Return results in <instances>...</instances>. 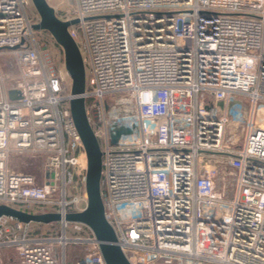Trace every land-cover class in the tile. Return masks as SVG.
Segmentation results:
<instances>
[{"label":"built area","instance_id":"1","mask_svg":"<svg viewBox=\"0 0 264 264\" xmlns=\"http://www.w3.org/2000/svg\"><path fill=\"white\" fill-rule=\"evenodd\" d=\"M31 3L0 0V54L14 53L20 70L11 85L0 74V205L62 220L1 217L0 264H61L55 243L85 245L77 264H106L93 231L65 220L87 207V158L63 50L57 74ZM74 3L63 20L79 21L69 31L86 68L105 218L125 256L131 264H264V0ZM120 128L130 133L114 140ZM17 156L42 159L41 180L15 171ZM216 159L233 168L228 195L215 190Z\"/></svg>","mask_w":264,"mask_h":264},{"label":"water","instance_id":"2","mask_svg":"<svg viewBox=\"0 0 264 264\" xmlns=\"http://www.w3.org/2000/svg\"><path fill=\"white\" fill-rule=\"evenodd\" d=\"M39 15V22L34 25L37 31L49 33L56 44L63 50L66 70L72 79L70 107L76 127L81 136L87 158L86 189L88 204L84 211L66 215L68 222L82 223L88 226L94 233L99 244L101 254L106 264H131L125 256L114 228L105 218V209L102 198V152L99 142L89 123L86 111V68L77 42L72 37L69 28L78 24L77 19L62 20L56 10L47 0H31ZM12 100L18 99L19 92L10 91ZM223 107V102H220ZM116 140L122 134L130 133L129 130L120 128L117 130ZM10 216L25 223L50 224L62 220V216L56 213L29 214L7 205H0V218ZM83 258L80 262H83Z\"/></svg>","mask_w":264,"mask_h":264},{"label":"rangeland","instance_id":"3","mask_svg":"<svg viewBox=\"0 0 264 264\" xmlns=\"http://www.w3.org/2000/svg\"><path fill=\"white\" fill-rule=\"evenodd\" d=\"M48 3L55 8L59 18L66 19L67 17L73 16L75 7L74 0H47ZM28 15L35 22L40 20L38 13L36 12L33 4L31 3L28 7ZM37 41L44 48V59L50 62L52 65V71L59 74L62 68V51L61 48L56 44L52 36L45 32L39 31L36 35ZM55 42V43H54ZM0 74L7 77L9 85H11L15 79L20 75V70L17 65V58L12 52H5L0 54ZM264 113L258 114L257 120L262 121ZM44 161L40 158L23 156L14 157L12 160V167L15 171L32 174L41 180L43 173ZM216 165L219 171L216 173L213 181L215 184V190L218 192H225L227 195L230 192L231 185L233 182V168L226 160L216 159L213 164ZM201 174L204 173V169H200ZM204 175V174H203ZM83 206V204L81 205ZM43 228V227H42ZM48 230V227L44 228ZM51 231V230H50ZM49 231V232H50ZM53 234L57 238L63 235L61 227L55 225L52 228ZM69 237H75L77 234L70 233ZM56 253L59 257L61 264H77L79 260L89 254V249L85 245L69 244L65 248L59 243H55ZM6 255L11 256L13 253L5 252ZM157 264H188L181 260L166 261L163 260Z\"/></svg>","mask_w":264,"mask_h":264}]
</instances>
